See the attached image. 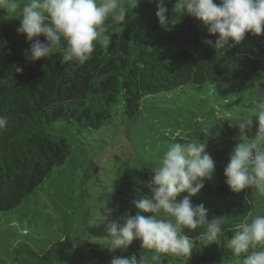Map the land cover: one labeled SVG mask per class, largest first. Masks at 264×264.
<instances>
[{
    "label": "rangeland",
    "instance_id": "374dc122",
    "mask_svg": "<svg viewBox=\"0 0 264 264\" xmlns=\"http://www.w3.org/2000/svg\"><path fill=\"white\" fill-rule=\"evenodd\" d=\"M27 1L20 0V3ZM126 1L129 0H123V3ZM144 1L147 4L142 9L148 23L146 34H155L152 42L157 46H175L180 36L164 43L160 38L163 33L177 31L172 19H168L167 25H161L156 16L157 4L154 0ZM164 4L171 11L176 0H164ZM10 17L11 23L19 26L20 20ZM113 25L109 26L106 35L120 30ZM257 41L249 35L239 48L242 51L256 49ZM201 45L195 48H201ZM256 57L264 62V56ZM259 86L247 85L246 89L236 86L232 89L222 85L206 84L199 88L189 84L147 97L135 120L126 118L121 113L122 105H117L113 114L97 129H81L74 124L50 127L47 131L50 138L66 140L70 155L18 207L0 211V264H45L48 261L45 256L57 247L65 249L49 254L53 256V264H111L118 250L112 252L107 245L106 223L128 212L135 215L139 211L134 202L150 194L146 184L153 173H149V169L159 165L164 152L175 142L205 141L207 152L221 147L226 141V144L229 141L239 143L236 124L264 104V93ZM250 131L254 133L255 129ZM220 175L223 178L217 177ZM221 180L225 185L219 189L217 183ZM227 188L224 167L216 165L213 179L206 181L202 189L208 199L223 196L230 203L237 201L238 197L246 198L242 210L248 216L241 221L238 217L234 224L245 220L251 222L256 215H264V194L251 189L232 193ZM185 195L187 193H182L178 199ZM213 217L221 216L209 214V219ZM162 218L167 217L162 214ZM205 230V226H201L195 230L185 229V232L190 239H196L199 247L209 255L218 242L201 239L199 233ZM225 234L224 228L222 239H227ZM66 240L72 248L64 244ZM59 242L60 245L57 244ZM133 244L141 247L139 240ZM199 254L191 264H200L203 259ZM166 262H173L171 255L155 252L148 260L149 264ZM178 264L188 263L182 260ZM207 264H243V257L233 256L226 245L218 249L213 261Z\"/></svg>",
    "mask_w": 264,
    "mask_h": 264
},
{
    "label": "trees",
    "instance_id": "16d2710c",
    "mask_svg": "<svg viewBox=\"0 0 264 264\" xmlns=\"http://www.w3.org/2000/svg\"><path fill=\"white\" fill-rule=\"evenodd\" d=\"M132 3L137 6L132 8ZM124 4L129 8L126 22L114 23L113 26L120 30L110 34V46L97 44L84 64L76 61L61 63L62 52L59 50L52 59L27 61L24 52L29 43L17 34L18 26L11 23L10 15L0 12V41L3 42L0 47V115L8 120L7 129L0 132V211L18 207L70 155L66 140L50 138L47 133L50 127L74 124L81 129H97L113 114L117 105H122L121 113L126 118L135 120L147 97L189 84L199 88L210 84L232 89L260 85L259 90L264 93V62L256 57L264 56V36H254L258 40L256 49L242 51L240 43L218 54L204 43L215 37L210 36L207 29L204 31L203 24L192 16L175 13L173 8L167 17L172 19L177 31L161 34V43L176 40L178 36L181 39L175 46H157L152 42L155 34H146L148 23L142 12L147 6L145 1L129 0ZM200 44L201 48H195ZM18 67L22 71H17ZM226 142L208 151L215 164L224 168L236 146L231 141ZM217 177L221 179L223 175ZM223 181L217 183L219 189L224 188ZM237 199L230 203L223 196L209 200L202 190L191 197L194 206L202 203L209 214L225 219L223 227L227 239L220 237L217 247L209 255L199 247L196 239H191L193 251L190 257L185 256L182 260L191 264L200 253L204 260L200 264L213 261L216 251L225 247L231 238L236 225L234 221L248 216L242 210L246 198ZM63 242L72 248L69 240ZM64 249L52 248L49 254ZM152 252L132 244L126 251L118 249L115 255L129 258L135 255L138 261L144 256L149 264ZM49 254L45 256L48 260L45 264H53V256ZM171 260V264L182 261L172 255Z\"/></svg>",
    "mask_w": 264,
    "mask_h": 264
},
{
    "label": "clouds",
    "instance_id": "9594fccd",
    "mask_svg": "<svg viewBox=\"0 0 264 264\" xmlns=\"http://www.w3.org/2000/svg\"><path fill=\"white\" fill-rule=\"evenodd\" d=\"M154 2L159 22L167 25L169 10L164 0ZM136 6L137 3H132V8ZM0 12L20 20L16 32L29 43L24 52L27 61L52 59L60 50L61 63L84 64L97 44L110 46L108 27L113 23L124 24L129 8L123 0H29L24 4L20 0H0ZM174 12L198 19L208 34L215 37L204 43L218 54L236 47L249 35L264 36V0H176ZM7 125V117L0 115V132ZM236 127L239 143L224 168L226 184L234 193L251 189L264 194V104L240 119ZM253 128L254 133L250 131ZM206 148L207 142L201 140L169 145L159 165L151 169L153 175L146 184L150 194L134 202L139 211L106 223L107 245L112 252L126 251L139 240L142 249L156 254L190 257L194 247L185 229L205 226L199 236L212 243L223 237L222 217L209 219L204 204L194 206L191 201L216 171L215 161ZM182 193L187 195L178 199ZM142 212L153 215L145 216ZM162 214L167 218H162ZM232 231L227 241L231 254L243 257V264H264V215L238 223ZM111 264H146V261L144 256L139 261L135 255L114 256Z\"/></svg>",
    "mask_w": 264,
    "mask_h": 264
}]
</instances>
